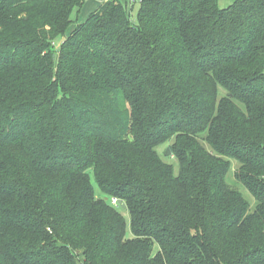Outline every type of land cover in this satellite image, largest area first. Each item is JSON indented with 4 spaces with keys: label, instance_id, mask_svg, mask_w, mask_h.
Returning a JSON list of instances; mask_svg holds the SVG:
<instances>
[{
    "label": "trees",
    "instance_id": "1",
    "mask_svg": "<svg viewBox=\"0 0 264 264\" xmlns=\"http://www.w3.org/2000/svg\"><path fill=\"white\" fill-rule=\"evenodd\" d=\"M138 1L0 0V264H264V0Z\"/></svg>",
    "mask_w": 264,
    "mask_h": 264
},
{
    "label": "rangeland",
    "instance_id": "2",
    "mask_svg": "<svg viewBox=\"0 0 264 264\" xmlns=\"http://www.w3.org/2000/svg\"><path fill=\"white\" fill-rule=\"evenodd\" d=\"M104 1L105 0H85V4L83 5V7L80 8L79 10H75L72 17H71L73 22L71 24V27L69 28V33L77 26V24H81L82 22H85L98 9V7L101 4H103ZM119 1L122 2L123 4H127V7L129 9V11L131 12V20L133 21V23L136 24L137 23V16H138L139 8H140L139 1L138 0H119ZM232 2H233V0H219V5L221 8H227L232 4ZM165 148L166 147L163 146L159 149L161 154L164 153ZM164 159L168 161V159L166 157H164ZM234 169H236V166L234 167ZM175 171L178 172L177 164H175ZM231 172H232V169L230 171V174H231ZM95 188H96L97 194L100 195L101 197H104L102 195V193L98 190L97 186ZM239 190L245 195L246 199L250 202L251 208L254 209L255 204H256L254 198L243 187L239 186ZM112 199H111V201H112ZM121 212L123 213V215L125 216V218L128 222V232H130L129 214L124 209L121 210Z\"/></svg>",
    "mask_w": 264,
    "mask_h": 264
},
{
    "label": "water",
    "instance_id": "3",
    "mask_svg": "<svg viewBox=\"0 0 264 264\" xmlns=\"http://www.w3.org/2000/svg\"><path fill=\"white\" fill-rule=\"evenodd\" d=\"M166 154H167V155H168V154H169V155L171 154V151H170L169 148L167 149ZM119 205H120V207H121L122 209H124V210L127 208V205H126L122 200L119 201Z\"/></svg>",
    "mask_w": 264,
    "mask_h": 264
},
{
    "label": "built area",
    "instance_id": "4",
    "mask_svg": "<svg viewBox=\"0 0 264 264\" xmlns=\"http://www.w3.org/2000/svg\"><path fill=\"white\" fill-rule=\"evenodd\" d=\"M119 199H117V198H113L112 199V203H113V205H115V206H119Z\"/></svg>",
    "mask_w": 264,
    "mask_h": 264
},
{
    "label": "crops",
    "instance_id": "5",
    "mask_svg": "<svg viewBox=\"0 0 264 264\" xmlns=\"http://www.w3.org/2000/svg\"><path fill=\"white\" fill-rule=\"evenodd\" d=\"M107 1H108V0H105L103 3L107 2ZM101 5H102V4H101ZM99 7H100V6H99ZM99 7H98V8H99Z\"/></svg>",
    "mask_w": 264,
    "mask_h": 264
}]
</instances>
